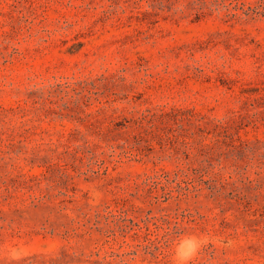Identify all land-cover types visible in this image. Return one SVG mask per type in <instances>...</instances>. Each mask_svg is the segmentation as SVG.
<instances>
[{"label": "rangeland", "instance_id": "374dc122", "mask_svg": "<svg viewBox=\"0 0 264 264\" xmlns=\"http://www.w3.org/2000/svg\"><path fill=\"white\" fill-rule=\"evenodd\" d=\"M207 159L233 184L162 196ZM186 232L264 264V0H0V264H173Z\"/></svg>", "mask_w": 264, "mask_h": 264}, {"label": "trees", "instance_id": "16d2710c", "mask_svg": "<svg viewBox=\"0 0 264 264\" xmlns=\"http://www.w3.org/2000/svg\"><path fill=\"white\" fill-rule=\"evenodd\" d=\"M147 12L149 11H147L146 9L144 10L136 9L134 13L136 15H139V14H145ZM143 119H144V116L139 117L137 121L141 123ZM206 161H207V164L213 167L217 166V168L211 169V172H209L210 170H208V168L204 167L205 165L199 166L197 168H193V171L195 175H197V178L191 182L184 180L185 177L180 178L179 173L181 172V169H178L177 171L174 172L173 179H169L168 177L165 178V181H164L165 184L162 186V193H161L162 196L165 198L172 197V196L179 198L182 195L186 196L189 192L200 189L201 188L200 185L202 184L206 185V187L210 190L211 192L210 195L215 194V193L218 194V193H221L222 189L225 187L226 184H233V182H230L229 180L232 175L231 172H229V175L227 177L223 176L222 170H225V167L221 165V162H218L217 164L212 165L208 159ZM233 172H236V170L234 169ZM206 175H207V178H205ZM171 182L175 183L173 188L168 185ZM235 197L238 198L239 200L243 199V197L239 195H235ZM247 203L248 202L245 201V207H248Z\"/></svg>", "mask_w": 264, "mask_h": 264}, {"label": "clouds", "instance_id": "9594fccd", "mask_svg": "<svg viewBox=\"0 0 264 264\" xmlns=\"http://www.w3.org/2000/svg\"><path fill=\"white\" fill-rule=\"evenodd\" d=\"M207 238L191 232L179 235L170 245V256L173 264H192Z\"/></svg>", "mask_w": 264, "mask_h": 264}]
</instances>
